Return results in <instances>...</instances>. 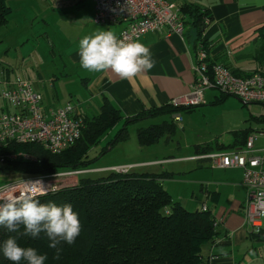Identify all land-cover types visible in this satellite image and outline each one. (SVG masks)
<instances>
[{"label": "crops", "instance_id": "1", "mask_svg": "<svg viewBox=\"0 0 264 264\" xmlns=\"http://www.w3.org/2000/svg\"><path fill=\"white\" fill-rule=\"evenodd\" d=\"M169 1L175 4L179 13L178 5L181 0ZM186 1L191 2V0ZM7 4L10 14L7 24L0 28V45L7 46V50L11 47L16 49V47L27 45L33 37L36 38L38 47L41 43L48 46L53 56L57 58V63L53 59V73L50 74L51 76H45L47 83L44 82L38 70L35 72L38 82L31 83L29 78L28 80L25 75L22 76L28 81L32 90L41 95L45 114L69 103L76 108L78 118H92L99 113L106 99L122 117L130 118L144 111L168 106L172 100L181 99L189 93L194 81L192 67L195 44L192 31H187L188 38L184 35L180 37L176 34H168L166 30H162L159 33H146L135 40L149 48L155 67L133 78L121 79L110 70L93 73L82 69L79 65L78 42L84 35L93 34L99 29L111 30L117 35L123 28L119 24L95 25L92 21L94 6L90 0H7ZM195 4L206 11L211 19L202 30V39L209 46L210 60L240 76H247L257 67L253 59L256 46L254 39L258 29L264 27V0H195ZM35 29L37 31H34ZM2 77L5 82L3 86L6 89L14 78H11L8 71L6 73L3 71ZM211 90L213 89L204 93V100L208 97L204 106L208 104L209 99H211L209 104L212 105H218L227 100L219 103L220 93L216 90V94ZM2 109L5 107L0 103V110ZM9 110L13 112L11 108ZM176 115L181 117V114H175L172 117L167 116L169 120L164 121L175 122ZM248 121H253L257 129L249 126L235 132L233 141L228 145L216 142L218 146L235 145V149L197 154L194 146L201 144H196L192 146L191 155L188 153L177 158L159 160L155 157L148 162L132 160L123 163L125 166H132L131 171L143 170L141 174L146 173L144 171L154 170L155 172L148 173L173 175L172 178L160 181L166 192L172 196L174 194L169 187L173 185L177 175L191 169V164H196L193 170L198 172L211 166L210 159L200 157L242 148L243 143L241 138L236 136L237 134L245 131L249 135L259 131L261 134L254 142L255 147L259 138L264 136V113L258 116L249 115ZM119 124L121 122L117 125ZM113 129L115 130V127ZM109 132L100 142L109 141L113 131ZM96 146L90 151L94 152ZM174 166H182L178 167L180 172H173ZM112 167L114 166L91 168L90 174L107 172ZM162 169L163 171L159 172ZM214 170L217 171L209 175L207 185L203 188V184H200V191L203 192L205 201L201 204L198 202L199 208H196L200 210L202 205L206 204L207 209L219 221L218 230L221 232L213 245L205 246L208 247L207 254L204 256L205 261L209 264H264V229L260 231L259 236L249 237L251 231L246 227L242 214L246 197L242 170L218 168ZM206 179L207 177L203 180ZM171 198L174 200L173 196ZM221 199H224L225 204L221 202ZM248 251L251 253H247Z\"/></svg>", "mask_w": 264, "mask_h": 264}, {"label": "trees", "instance_id": "2", "mask_svg": "<svg viewBox=\"0 0 264 264\" xmlns=\"http://www.w3.org/2000/svg\"><path fill=\"white\" fill-rule=\"evenodd\" d=\"M178 6L179 16L185 27L184 37L188 38L187 31H192L195 48L197 45L205 46L209 56V46L202 39V30L207 26L204 18L211 20L208 13L192 1L181 0ZM9 14L7 0H0V28L7 24ZM257 32L253 53L256 68L264 65V27ZM208 61L210 66L215 64L210 58ZM229 71L235 77H243ZM220 96L219 103L232 97L221 93ZM198 107L200 106L173 107L170 104L124 118L104 99L97 115L80 119L82 128L78 140L59 154H51L36 143L9 142L0 145V173H16L22 176L21 179H26L63 170H90L98 156L90 159L89 151L118 123L121 122V128L99 156L114 144L127 140L130 125L158 116L172 117L175 114L191 113ZM9 109L2 111L15 113V110L11 109V112ZM175 132V122L164 121L159 125L138 128L136 139L140 147H146ZM236 136L241 138L244 146L248 133L244 131ZM229 148L235 149V145L218 146L215 142L194 146V151L197 154H208L214 150ZM20 155L29 156L32 160L23 159ZM107 172V175L97 178H78L74 186L35 197L41 203L73 205V210L80 219L81 232L72 245L61 243L57 253L56 249L48 247L49 241L43 233L37 239L23 236L22 226L14 233L0 227V245L9 236H15L21 247H32L39 254L47 255L45 264H209L205 261L202 250L205 246L213 245L221 234L218 230L219 223L214 226L216 219L208 209L205 212H191L172 200L160 181L172 178L173 175ZM260 231L250 232L249 237L259 236ZM0 264L11 262L0 254Z\"/></svg>", "mask_w": 264, "mask_h": 264}, {"label": "built area", "instance_id": "3", "mask_svg": "<svg viewBox=\"0 0 264 264\" xmlns=\"http://www.w3.org/2000/svg\"><path fill=\"white\" fill-rule=\"evenodd\" d=\"M90 1L94 6L93 23L98 26L122 25L123 28L117 37L124 42L135 41L146 33H159L162 30L180 37L184 35V24L175 4L169 0ZM209 23V18H204V24ZM208 58L205 46L197 45L192 67L194 81L186 96L170 102L173 107L204 105V93L209 89L235 97L245 104L264 106V65L239 78L233 76L223 65L210 66ZM4 83L0 72V85ZM8 85L0 92V103L5 108L15 110V113L0 110V145L9 142L36 143L51 154H59L78 140L82 123L72 104H65L45 114L41 95L34 92L26 80L16 77ZM174 121L180 122L181 117L176 115ZM260 134V132L249 134L240 149L200 157L210 159L212 168L242 170V182L246 191L242 214L246 227L254 233L264 229V159L254 149V142ZM20 156L32 160L29 156ZM132 168L117 166L108 171L127 174ZM91 172L88 169L63 170L47 176L19 179L0 187V200L13 195L27 194L38 197L54 193L64 187L76 185L80 176ZM34 181L42 182L43 191H32L25 184ZM200 210L207 211L206 204H203ZM217 223L218 220L214 226Z\"/></svg>", "mask_w": 264, "mask_h": 264}, {"label": "rangeland", "instance_id": "4", "mask_svg": "<svg viewBox=\"0 0 264 264\" xmlns=\"http://www.w3.org/2000/svg\"><path fill=\"white\" fill-rule=\"evenodd\" d=\"M34 31L37 30L35 29ZM12 48L13 47L7 50V46L0 45V72L4 71V73H6V71H8L11 78L14 79L16 77L23 78L22 76L25 75V78H29L31 80L30 82L33 83V81L38 82L35 73L38 70L40 74H42L44 82L47 83L45 76H51L50 74L53 73V59H55V63L58 62L56 60L57 58L53 56L50 48L42 43L38 47L36 38L33 37L30 38V42L27 45L16 47V49ZM25 78L23 79L26 80ZM3 89H5V87L0 85V92ZM211 91L217 94L216 90ZM205 100H208V97H206ZM209 100L207 105L198 107L193 113H182L181 121L176 122V132L172 135H165L154 145L140 147L136 139V130L138 128H147L151 125H159L164 120H169L167 116H158L154 119H143L134 125H130L127 129L128 139L114 144L111 149H107L103 155L99 156L109 141L100 142L99 145L96 146L94 152H89L90 158L95 159L98 156L97 160L91 164V167H117L125 166L123 162L132 160L148 162L154 160L155 157L162 160L185 156L188 153L191 155L193 153L192 146L196 144L203 145L205 143L217 142L222 145H228L233 141L235 132L241 131L249 126H252L255 130L257 129L253 121H248L249 115L258 116L264 113L263 106L259 104H247L244 106L235 98H227V100L218 105L209 104L211 99ZM51 104L53 105V102H51ZM120 128L121 124L115 126V130H112L113 132H109H112V136L109 140L113 139ZM254 149L259 151L258 154L264 159V136L259 138ZM191 166V169L185 170L180 175H177L173 185L169 188H171L170 190H172L174 194L172 195L174 200H180L177 202H182L181 205L183 208L193 212L196 208H199L198 202L201 204L205 201V196L203 192L200 191V184H203L202 186L204 188L209 182V175L217 170L212 168V164L211 166L199 170V172L193 170L196 164H191ZM178 167H172L174 168L173 172H180ZM142 171L143 170L137 169L131 172L140 173ZM161 171H163V169L159 172ZM144 172L150 174L148 172L155 171L151 170ZM107 174L108 172H102L90 174L85 177L97 178ZM81 177L82 176L79 178ZM206 177L207 179L203 180ZM21 178L22 176L20 174L3 171L0 173V187ZM221 202L225 204L224 199H221ZM207 248H203V256L207 254ZM247 253H251V251Z\"/></svg>", "mask_w": 264, "mask_h": 264}, {"label": "clouds", "instance_id": "5", "mask_svg": "<svg viewBox=\"0 0 264 264\" xmlns=\"http://www.w3.org/2000/svg\"><path fill=\"white\" fill-rule=\"evenodd\" d=\"M79 65L89 72L110 70L121 79H130L155 67L148 47L139 41L124 42L106 29L84 35L78 42ZM32 191H43L40 181L25 182ZM37 239L43 233L48 247L59 252V245H72L81 232L78 213L71 203L57 206L53 202L41 203L27 194L0 200V227L9 233L18 232ZM0 254L11 264H45L47 255L35 248L21 247L15 236H9L0 245Z\"/></svg>", "mask_w": 264, "mask_h": 264}]
</instances>
